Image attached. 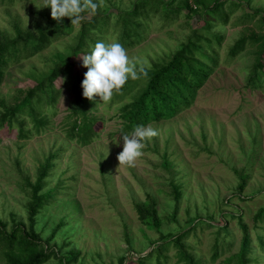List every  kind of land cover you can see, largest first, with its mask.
<instances>
[{"label":"rangeland","instance_id":"1","mask_svg":"<svg viewBox=\"0 0 264 264\" xmlns=\"http://www.w3.org/2000/svg\"><path fill=\"white\" fill-rule=\"evenodd\" d=\"M137 1L95 0L97 14L109 19L104 31L94 32L92 39L119 42L117 16L130 12ZM182 1L172 3L171 8L181 11L168 19L161 11L138 19L144 25L140 39L124 46L137 74L171 58L194 30L204 37H222L219 47L213 42L219 65L188 109L149 124L157 135L144 141L142 155L133 165L119 164L117 159L122 151L123 127L117 109L121 101L105 102L94 96L96 104L90 113L98 121L97 137L85 147L66 139L73 94L65 76L54 83L60 91L57 101L45 105L39 114L48 122L39 133L24 115L19 121L30 131L26 139L19 138L17 125L0 127V221L8 232L27 224L26 183H34L38 166L55 156L41 191L52 197L38 214L34 229L45 248L54 253L45 264H182L171 243L180 234H184L181 243L185 250L198 264H228L240 249V222L247 227L251 241L250 264H264L260 245L264 219L255 221L264 210V82L255 88L249 83L256 45L247 44L235 58L228 56L239 38L264 32V25L257 26L259 16L245 18L254 12L264 17V0H226V24L188 0L197 11L191 12ZM233 1L240 7L231 6ZM41 5L42 0L0 1V29L12 35L11 24L16 21L21 28L34 31L36 23L47 21L45 15L51 16L50 8ZM92 14H81L72 33L42 52L10 65L0 84V102L12 105L18 90L34 86L28 76L31 69L45 72L53 56L74 43L81 21ZM207 21L215 24L205 30ZM88 46L91 49L93 44ZM71 61L73 72L83 77L87 68L82 67L80 57ZM261 63L264 73V52ZM242 180L245 185L239 192ZM147 204L157 211L158 229L139 221L136 207ZM164 243L163 249L144 259Z\"/></svg>","mask_w":264,"mask_h":264},{"label":"trees","instance_id":"2","mask_svg":"<svg viewBox=\"0 0 264 264\" xmlns=\"http://www.w3.org/2000/svg\"><path fill=\"white\" fill-rule=\"evenodd\" d=\"M5 1L11 2L12 0ZM174 1L139 0L134 3L130 12L124 13L125 15L119 14L115 23L121 31L119 43L123 46H130L134 41L137 42L140 39L143 24L138 22V19L146 18L149 12L161 11L165 19H168L170 15L175 16L180 13V8L170 7ZM192 2L207 16L223 24L227 23L229 14L223 12L226 0L209 2L207 0H192ZM182 5L189 8L191 12L197 13L195 9H191L188 0H183ZM231 6L240 7V3L233 1ZM87 12L89 13L86 10L82 15ZM256 16L260 17L257 26L261 29V26L264 25V17L260 16V13L246 14L245 18L252 20ZM44 17L47 21L44 24L36 23L34 31L21 28L16 21L11 24L12 35L0 29V84L10 65L18 64L24 59L37 55L65 34L73 32L75 23L57 22L47 15ZM108 19V15H99L95 11L90 19L81 21L79 30L73 38L74 43L64 48L63 51L57 52L51 60V66L45 72L37 73L31 69L28 76L32 78L35 85L27 90H18L12 105L6 106L0 102L3 108L0 113V127L7 125L12 128L13 125H17L19 138L26 139L30 131L26 132L23 122L19 121V116L24 115L33 124V131L39 133L41 128L48 124L47 120L39 114L45 105H52L57 101L60 91L54 83L59 77L65 76L67 77L66 85L68 86L70 83V90L73 94L71 105L68 108L71 122L65 131V137L79 147L89 146L97 137L98 121L90 113L96 102L94 97L89 100L82 96L80 84L84 76L73 72L71 59L90 51L89 43L93 45L96 43L91 36L94 32H103ZM214 24V22L207 21L204 25L205 30ZM221 41L222 37L220 36L204 37L194 30L193 36L182 43L171 58L155 65L150 70H143L142 73L137 74L136 79H129L120 91L114 92L112 101H121V105L117 109L123 127L122 132H130L137 124L149 125L171 119L188 109L204 82L219 65L218 54L213 42L215 46L219 47ZM247 44L257 47L253 75L249 78V83L255 88L264 82V73L261 71L263 68L261 55L264 52V32L253 34L249 38L245 36L239 38L229 48L228 56L235 58ZM54 157V155H50L44 163L38 166L34 183L29 180L26 183L29 189L27 224H19L8 232L6 224L0 221V264H45L53 257V251L45 248L34 229L38 214L47 203V199L52 197L51 193L43 195L41 191L45 186V179L52 167L51 161ZM244 185L242 180L238 186L239 192L243 190ZM136 211L142 224L148 228L158 229L157 211L151 204L143 205V207L137 206ZM262 219H264L263 209L257 213L255 221ZM239 226L243 234L240 249L237 254L228 259V264H250L248 255L251 241L248 230L241 222ZM183 236L184 234H180L171 241L178 250L177 262L198 264L181 243ZM46 243L48 245V242ZM260 245L264 247L262 240H260ZM164 246L165 243L155 246L144 259L150 258L153 252L163 249Z\"/></svg>","mask_w":264,"mask_h":264},{"label":"clouds","instance_id":"3","mask_svg":"<svg viewBox=\"0 0 264 264\" xmlns=\"http://www.w3.org/2000/svg\"><path fill=\"white\" fill-rule=\"evenodd\" d=\"M49 7L51 18L61 22V18H70L71 23L80 20L86 10L94 13L98 7L95 0H42L40 8ZM82 67L87 68L81 81L82 96L92 100L108 101L114 92H118L129 79L137 78L135 63L130 60L127 49L118 41L106 43L97 41L85 54L79 55ZM142 71V69H141ZM157 135L151 125L137 124L130 132H121L122 151L117 159L119 164L133 165L142 155L144 141ZM119 143V141H115Z\"/></svg>","mask_w":264,"mask_h":264}]
</instances>
